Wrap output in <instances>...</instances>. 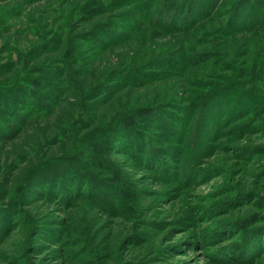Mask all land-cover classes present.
<instances>
[{
	"label": "rangeland",
	"instance_id": "374dc122",
	"mask_svg": "<svg viewBox=\"0 0 264 264\" xmlns=\"http://www.w3.org/2000/svg\"><path fill=\"white\" fill-rule=\"evenodd\" d=\"M105 1L0 0V87L26 72L30 98L43 94L52 65L80 56L78 86L21 126L12 119L28 109L0 93V127L22 129L0 139V264H264V29L196 50L217 48L222 58L153 72L155 56L200 42L131 27L122 5L98 8ZM97 22L126 39L103 47ZM84 29L104 43L83 39ZM98 82L109 83L88 102L74 93ZM230 85L221 104L201 106L210 89ZM123 112L139 116L133 126L150 155L130 152L131 124L114 119Z\"/></svg>",
	"mask_w": 264,
	"mask_h": 264
},
{
	"label": "trees",
	"instance_id": "16d2710c",
	"mask_svg": "<svg viewBox=\"0 0 264 264\" xmlns=\"http://www.w3.org/2000/svg\"><path fill=\"white\" fill-rule=\"evenodd\" d=\"M23 1H28V0H23ZM96 3L97 0H89L88 4H86L84 7L87 8L91 4L94 6ZM219 3L223 5L221 6V8L217 9L216 6ZM119 5H122L121 9H125L124 11L126 12V14L125 13L123 14L124 16H126L127 22L130 21L133 22V25L131 27H136V25H140L139 27H141L144 26L143 24L146 25L147 23H149L154 27L157 26L158 29L161 30V32L164 31V33L169 32V33H177V34L180 33L191 34L195 40L200 42V44L195 43L194 45L191 46L181 45V48L175 50V52L173 53L168 52L165 55H159L161 58L155 56L151 62H148L149 60H151V58L150 57L147 58L146 59V61L148 62L147 64L148 66H151L150 69L153 72L162 71L164 67L168 65L171 66L203 65L202 63L209 62V60L211 59L212 56H214V54H216L217 59L222 58V55L217 51V48L214 49L205 48V50L198 52L196 50L200 49V45L208 44L206 41L211 40L213 37L222 38L230 35L231 33L248 32V31L264 29V0H224V1L222 0H108L102 4H99L98 8L104 6V8L110 7L112 9L118 10ZM84 15L86 16V14L84 13L78 15V19L85 20L86 17L82 18V16ZM102 24L103 22H97L95 25L97 26V28L99 27V33H101V35L104 38H107L110 42V43L108 42L109 43L108 45L103 47L117 46V44L124 42L126 38L125 39L123 38L124 37L123 33L120 32L107 33L105 32L106 28H103L101 26ZM84 30L85 33L82 36L83 39H86L87 41H89L90 39H95L99 45H101V43H104L103 42L104 39L97 38L98 35L95 32L89 33L86 29ZM52 33L53 36H57L60 35L61 32L58 29H53ZM90 49H91L90 52H95L94 50L95 46H92ZM73 53L67 54L65 57H63L59 64L52 65L54 67L53 71L51 72L52 76L46 82L48 83V85L50 84V86L47 90L46 89L42 90L45 91V93L43 94L35 93L32 96V98H30L31 91L29 90V88L32 87L31 86L32 84L30 83L31 78L29 76L33 74L26 72H23L24 75L23 78L16 81L12 85L8 87H4V86L0 87V89L3 88L2 90H0V93H2L4 98L6 97L5 94L7 92L11 93L12 100L14 99V96H18L17 100L9 101L10 105H12V108H16V110L18 111L22 110L23 108L28 109L23 115V117L19 118L15 116V118L12 119L14 123H17L16 125L20 123L21 126L24 120L32 116L33 113L37 110H40L42 108H43L42 110H45L47 108L49 109L50 107L53 106L54 103H57L58 100L60 101L61 99H63L62 97L66 95V93L70 95L72 89L77 85V80L74 77V72H73L75 66H72V63H74V60H76L77 63L80 61V56L74 55ZM191 54H194L195 56L191 57L190 56ZM156 57L163 60H155L157 59ZM20 60L22 59L20 58ZM132 65H136V64H132ZM132 65H128L125 67H130ZM70 66L72 67L70 68ZM177 68H181V67H177ZM128 78L129 77L125 78L124 80L126 81ZM115 81H117V79L112 80V82ZM101 83L102 82H98L95 88H93L96 91H94L93 89L91 90V88L83 89L81 87H78L74 93H76L79 96V98H83L88 102V100L91 97L93 96L97 97L98 94L96 93H98L100 89H102L103 87L108 86L107 83L109 82H106V86L103 84V87L100 88L99 85ZM36 84H38L39 86L41 85V83L39 82H36ZM232 91L233 90L231 88V85L227 87L219 86L216 89L212 88L209 90V92L206 95L204 96L202 95L203 97H202L201 106L205 108V110L207 111V109L213 102V99H219L217 102L221 104V101L223 102L225 97L229 98L230 95H233ZM104 95L105 94L103 92V94H99L98 97L102 98ZM29 98L32 99V101H36V103L32 105L29 101ZM49 102L51 103L47 104ZM223 109L224 108L222 107L215 108L213 109V112H215V114L220 116L221 113H224ZM143 110L150 111V109H143ZM198 111L200 110L198 109ZM122 118L128 120L127 124H131L130 125L131 129H129L127 133V135H129L130 137L129 139H127L129 140V142L126 143L127 147L130 148L129 149L130 152L133 155L137 154L139 156L148 154V152H143L144 149L146 148L145 145L146 142L143 141L144 138L141 137V134L139 132L140 130L133 126V123L139 119V116H135L134 118L129 116H124V112H123L120 113V115L118 117H115L114 119H122ZM8 120L9 118L4 119L3 121L4 123H7ZM20 126H19V130H14L10 134H9L10 131L7 130L8 128L5 127V125L1 126L0 139H6L9 137L11 138L16 136L22 130ZM12 133L14 135L10 136L12 135ZM119 134L123 135L122 132H119ZM146 137L148 136L146 135ZM152 159L155 158L151 156V159L149 160L150 163L152 162ZM78 166L79 168L76 167L77 171L83 172L84 170L87 173L89 172V170L85 168L83 164L81 166L78 163ZM67 173L69 172L67 171ZM67 179L69 182L75 183V178L73 177V175H69V178ZM81 179L82 178L79 175L78 185L80 184ZM85 179L93 181L91 179V175H89V178L85 177ZM74 190L77 191L76 187L74 188Z\"/></svg>",
	"mask_w": 264,
	"mask_h": 264
}]
</instances>
